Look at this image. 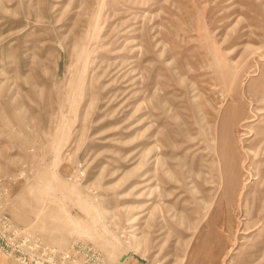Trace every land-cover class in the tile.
Listing matches in <instances>:
<instances>
[{
	"label": "rangeland",
	"instance_id": "rangeland-1",
	"mask_svg": "<svg viewBox=\"0 0 264 264\" xmlns=\"http://www.w3.org/2000/svg\"><path fill=\"white\" fill-rule=\"evenodd\" d=\"M0 178L108 264H264V0H0Z\"/></svg>",
	"mask_w": 264,
	"mask_h": 264
},
{
	"label": "built area",
	"instance_id": "built-area-1",
	"mask_svg": "<svg viewBox=\"0 0 264 264\" xmlns=\"http://www.w3.org/2000/svg\"><path fill=\"white\" fill-rule=\"evenodd\" d=\"M15 180L0 178V253L19 264H108L94 246L72 240L59 247L13 220L8 211Z\"/></svg>",
	"mask_w": 264,
	"mask_h": 264
},
{
	"label": "crops",
	"instance_id": "crops-1",
	"mask_svg": "<svg viewBox=\"0 0 264 264\" xmlns=\"http://www.w3.org/2000/svg\"><path fill=\"white\" fill-rule=\"evenodd\" d=\"M8 211H9V213H10V215L12 216V218H13V220L15 221V222H17L18 224H20V225H23V222H22V219L21 218H16V215H15V213H13V208L11 207L10 209L8 208ZM69 244V243H68ZM67 244V245H68ZM66 245V246H67ZM57 246V245H56ZM66 246H63V247H66ZM60 247V246H59ZM129 263H131V264H139L137 261L136 262H131V261H128Z\"/></svg>",
	"mask_w": 264,
	"mask_h": 264
},
{
	"label": "bare ground",
	"instance_id": "bare-ground-1",
	"mask_svg": "<svg viewBox=\"0 0 264 264\" xmlns=\"http://www.w3.org/2000/svg\"><path fill=\"white\" fill-rule=\"evenodd\" d=\"M244 164V163H243ZM245 168V167H244ZM245 172V171H244ZM249 173V172H248ZM250 174V173H249ZM259 176H261V175H259ZM222 177V176H221ZM246 180V179H245ZM252 180V179H251ZM250 182V181H249ZM244 183H245V181H244ZM250 184V183H249ZM244 186H246V185H244ZM246 190V189H245ZM249 191V190H248ZM244 192V191H243ZM242 192V193H243ZM247 194H249L248 192H247ZM243 195V194H242ZM260 200V199H259ZM241 201V200H240ZM245 203V202H244ZM258 210V209H257ZM264 224V223H263ZM256 225V224H255ZM262 228V227H261ZM261 236V235H260Z\"/></svg>",
	"mask_w": 264,
	"mask_h": 264
}]
</instances>
